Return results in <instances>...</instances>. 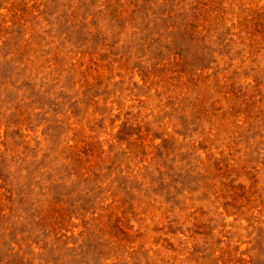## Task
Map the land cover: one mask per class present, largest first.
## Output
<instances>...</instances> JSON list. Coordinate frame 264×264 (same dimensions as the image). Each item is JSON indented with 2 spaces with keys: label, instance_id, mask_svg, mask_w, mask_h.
<instances>
[{
  "label": "rangeland",
  "instance_id": "rangeland-1",
  "mask_svg": "<svg viewBox=\"0 0 264 264\" xmlns=\"http://www.w3.org/2000/svg\"><path fill=\"white\" fill-rule=\"evenodd\" d=\"M0 264H264V0H0Z\"/></svg>",
  "mask_w": 264,
  "mask_h": 264
}]
</instances>
